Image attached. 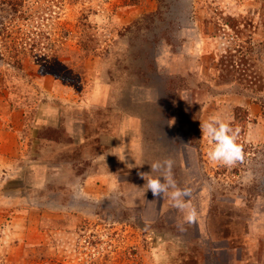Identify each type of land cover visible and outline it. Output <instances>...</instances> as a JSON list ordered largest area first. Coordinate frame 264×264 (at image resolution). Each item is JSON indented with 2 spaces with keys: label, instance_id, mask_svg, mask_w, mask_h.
<instances>
[{
  "label": "rangeland",
  "instance_id": "1",
  "mask_svg": "<svg viewBox=\"0 0 264 264\" xmlns=\"http://www.w3.org/2000/svg\"><path fill=\"white\" fill-rule=\"evenodd\" d=\"M0 264H264V0H0Z\"/></svg>",
  "mask_w": 264,
  "mask_h": 264
},
{
  "label": "clouds",
  "instance_id": "2",
  "mask_svg": "<svg viewBox=\"0 0 264 264\" xmlns=\"http://www.w3.org/2000/svg\"><path fill=\"white\" fill-rule=\"evenodd\" d=\"M200 128L202 136L206 137L210 142L207 152L210 162L234 166L237 162L243 161L242 146L236 142L238 130H234L220 115L209 116L206 121L200 124ZM164 165L170 173L172 161L166 160ZM159 167L158 162L151 165L152 171ZM142 178L146 181L147 190H151L153 196L164 194L169 197L173 202V207H176L184 214L186 223L194 224L197 222L198 212L191 205L190 199H186L190 196V190L179 188L170 174L163 179L153 178L151 174H144Z\"/></svg>",
  "mask_w": 264,
  "mask_h": 264
},
{
  "label": "trees",
  "instance_id": "3",
  "mask_svg": "<svg viewBox=\"0 0 264 264\" xmlns=\"http://www.w3.org/2000/svg\"><path fill=\"white\" fill-rule=\"evenodd\" d=\"M82 47L85 49V47L82 45Z\"/></svg>",
  "mask_w": 264,
  "mask_h": 264
}]
</instances>
